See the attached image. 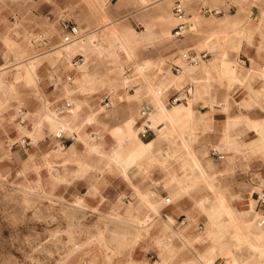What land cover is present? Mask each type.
<instances>
[{
  "label": "rangeland",
  "instance_id": "obj_1",
  "mask_svg": "<svg viewBox=\"0 0 264 264\" xmlns=\"http://www.w3.org/2000/svg\"><path fill=\"white\" fill-rule=\"evenodd\" d=\"M131 1L0 0V264H196V257L201 261L203 253H198L197 245L205 248L212 244L206 237L175 240L177 234L188 238L189 226L173 227L174 232L169 226L165 233L163 225L170 224L159 211L147 227L122 216L125 204L140 201V174L147 175L146 194L158 193L154 191L156 178L148 176L149 171L179 167L177 161L148 163L145 173L132 168L126 177L106 159L88 151L87 145L95 144L88 138L98 133L96 142L104 152L111 149L115 139L129 140L111 129L129 118L136 122L138 105L149 103V95L142 90L144 83L133 74L136 61L153 62L146 77L155 87L190 67L181 58L190 50L207 52L204 62L226 51L245 69L243 51L250 46L263 53L264 43L255 33L251 44L243 42L239 54L235 50L239 41L236 26H224L218 19L242 12L247 25L263 30L264 0H233L231 12L214 17L203 15L200 7L220 6L222 0H178L185 9L182 21L187 23V33L178 41L169 38L170 30L180 21L171 13L175 0H168L165 12L157 9L164 0H151L140 9ZM123 15L128 17L124 23L136 32L145 27L141 17H147L152 35L168 29L167 39L153 38L137 46L134 60L121 58L120 73L111 71L114 64L110 55L91 49L71 57V64L77 61L75 66L63 65L58 56L54 57L69 45L62 44L61 21L78 26L81 39L93 32L94 44L109 46L108 50L115 52L118 39H107L102 33ZM137 24L142 27L137 28ZM31 60L33 70L24 73V64ZM19 61L25 62L17 68ZM172 64L180 66L181 71L173 72ZM83 72L90 82L80 87ZM213 78L202 82L209 89L226 88L225 81L217 75ZM193 82L184 77L179 84L167 85V94L187 83L194 87ZM75 105L79 111L73 131L56 137L45 121V111L63 116ZM87 114L94 115L93 123L81 127V117ZM197 131L198 136L202 134V130ZM204 224L202 217V233ZM165 243L173 248L172 254ZM225 243L229 245V240ZM220 256L221 252L215 258Z\"/></svg>",
  "mask_w": 264,
  "mask_h": 264
},
{
  "label": "crops",
  "instance_id": "obj_2",
  "mask_svg": "<svg viewBox=\"0 0 264 264\" xmlns=\"http://www.w3.org/2000/svg\"><path fill=\"white\" fill-rule=\"evenodd\" d=\"M96 1L102 2L103 0H95V2ZM118 1L110 2L117 3ZM177 1L178 0H175L173 5ZM149 2H151V0H132L131 4L138 6V9H140L149 5ZM167 7L168 0H164L159 3L157 9L161 12H165ZM138 9H135L132 12H135ZM233 9V0H222L220 6H201L200 12L205 16L214 17L223 16L225 12H231ZM207 10L209 12H207ZM105 14L107 15V13ZM239 15L243 18L242 12H239ZM127 18L126 15L119 17L118 20L114 22V25L108 27V29L104 30L102 33V36H105L107 39H118L119 42L115 44V52L108 50L109 46L94 44L96 34L91 32L80 40L83 44L78 47V50L75 49L68 58L70 65L75 66L77 64V61H74L71 64V57L73 55H84L91 49L98 54L106 53L107 55H110L112 63L114 64L111 71L115 73L118 71V73H120L122 66L120 60H134L136 58L137 46L144 44L153 38L167 39L166 34L168 33V29H162L157 36L152 35L151 25L147 21V17H141L142 21L145 22V27L141 32H136L134 29L126 25L124 21ZM253 19L255 20V18ZM224 21V17L218 19L220 24H224ZM181 23L182 28L178 35H176L175 32L178 29L179 22L170 30V40L178 41L187 33L186 21L183 20ZM246 25L247 22L243 21L240 26L244 27ZM138 26L142 27L140 24L136 25L137 28ZM60 31L62 36L61 27ZM261 31L264 32V29H261ZM133 35L138 38L136 43L138 45L124 53V44L127 43V40ZM86 39H88L87 42H85ZM243 42L248 44L246 41H242L241 44H238L239 54L242 51ZM185 43L186 42L184 41L180 45L184 46ZM189 52L197 56L204 53L206 54V57L198 60L196 64H190L182 59L190 67H187L181 75H173L156 87L150 85L146 77V72L149 70L153 62L147 59L136 61L133 67V74H137L138 79L144 83L142 90H145L149 95V103L142 101L138 105V117L136 122H134L132 118H129L125 120L122 125L114 126L111 130H120L121 132H124L126 130H134L140 127L142 131L143 126L148 125L149 128L146 135L149 134L151 140L148 144L149 152L147 155H155L160 159L165 155L169 160V163L173 161L186 162L191 159V154L185 149L186 145L193 151V155L196 159L200 161L205 175L212 180L216 190L224 191L225 193L236 197L231 202L233 207L238 210H246L248 208L249 197L251 196L255 203L254 209L264 214V206L260 205L258 202V197L261 195L259 192L263 189L262 182L264 181V68H262V66H264V52L261 53L256 51L250 46L246 47V50L243 51V57L246 59L242 62L243 64H246L247 61L246 68L244 69L247 72H239L236 68L238 65L234 61L236 56L231 57L226 51V57L219 58L220 66L214 70L208 69V65L212 58H210L208 62H204L207 59V52L196 53L191 50ZM238 53L237 55H239ZM24 62L25 61H19L17 63ZM201 62H204V64H200ZM226 63L232 65V67L230 66L231 70L234 69V75L232 74V77L224 74L222 71L223 68L221 67V64ZM174 66L179 68L176 73L181 71L180 66L172 64L170 69L173 72H175ZM80 67L83 69L84 64ZM216 75L222 81L226 82L225 89H209L208 86L202 82L204 80L206 82L207 80L214 79L213 77ZM86 76V79H88V75L83 72L80 80H84ZM184 77L192 78L195 86L193 87L192 83H187L179 90L170 91L168 95L167 85L175 84L176 81L177 84H179ZM68 79L70 80V78ZM136 102L137 101H134L133 106L136 105ZM161 104L164 105L166 110L173 109L174 115L170 125H167L166 127L160 126L165 134L173 132L175 135H178L181 131V133L189 132L191 133V136L193 134H195V136L189 137L185 139L184 142L179 143L177 138H165L164 135H159L157 129L151 128L149 124H146V116L154 113L157 106ZM106 106L108 107L109 103L106 104ZM143 109H147V112L146 115L142 117L140 112ZM148 122L150 123V121ZM90 124L92 123H89L87 126ZM191 126H194V129H189ZM184 127L188 128L182 130ZM197 130H202V134L198 136ZM151 131L152 133H150ZM89 136L88 141L95 142L96 144L99 137L96 134L94 137H92V134ZM226 140L234 145L229 150L225 144ZM127 142V140L123 141V143ZM179 144L182 146L180 149L181 151H179ZM233 147H238L239 152L233 149ZM232 169H234L233 172H230ZM141 171L145 173L146 170L141 169ZM149 172L150 174H148V176L156 178L155 184L157 189L154 186V191L159 190L158 192H161V195L163 196L168 195V193L164 191L165 187L162 184L167 183L168 187L172 186L174 183V180L170 181L172 178L183 179L189 184L187 190L184 191L180 197L173 199L168 205L163 204L159 208V212L167 218L168 223L170 224L168 226H170L171 230H174V228L177 230L182 226H189L188 238H182L180 234H177L174 239L182 242L185 240L194 241L202 237L205 238L207 219L202 209L208 208L211 200L215 198V195H212V191L202 179H194L195 176H197L195 169H191L188 164L183 163L181 167H175V165H173L165 171L153 169ZM224 172H227L228 174H224ZM139 177V191L143 193L148 192V189L144 190V186L148 183L146 180L147 175L140 174ZM159 178L162 179L160 180ZM254 189L259 190L257 191ZM237 197H239V199ZM203 198H207L204 199L207 201L202 203ZM202 217L205 221L203 233ZM168 240L170 242L171 238H167V241ZM226 240L227 238H224L215 244V248L218 249L219 245L227 244L225 243ZM209 247L210 246L202 248V244L200 243L197 245V251L198 253H202V251ZM196 258V264H202V262L199 261L198 256ZM190 261L192 262V260ZM213 264H222L221 259L217 257Z\"/></svg>",
  "mask_w": 264,
  "mask_h": 264
},
{
  "label": "bare ground",
  "instance_id": "obj_3",
  "mask_svg": "<svg viewBox=\"0 0 264 264\" xmlns=\"http://www.w3.org/2000/svg\"><path fill=\"white\" fill-rule=\"evenodd\" d=\"M224 20V26H236L237 28L236 31L239 36V41L235 46V50L238 49V44H241L242 41H246L248 44H251V39L255 33L260 36L261 44L264 43V32H262L259 27L257 28V26L254 25H246L244 27L240 26L243 19L239 15V12L236 11L233 15L225 16ZM87 41L88 39H86L85 42ZM137 41L138 38L133 35L129 40H127V43L124 44L123 52L126 53L129 50L135 48L138 45L136 44ZM81 44H83L81 41L71 43L68 45V49L59 51L55 56H58L62 60L63 65L70 67L71 65L68 61V58L75 49L78 50V47L81 46ZM211 47L215 48V45H212ZM221 57H226L225 51L219 52L210 60L208 69L214 70L215 68H218L220 66L219 58ZM16 64L18 65H16L17 68H19V64L21 63ZM202 64H204V62ZM230 66L232 67V65L229 63L221 64L223 73L232 77L234 69L231 70ZM236 68L239 72H247L239 66ZM23 70L24 73H31L33 70V61L29 62V64H24ZM134 75L138 79V75ZM86 78L87 76L84 78V80L79 81L81 87L90 82V80ZM121 80L126 82L124 81V78H121ZM175 84H177V81ZM78 109V105H75L73 108L69 110L67 109V114L63 116H57L56 113H53L50 110H44V118L50 131L53 132L56 137L61 136L62 133H71L74 129L73 122L78 116ZM93 116L94 115L87 114L81 117V127L87 126L89 123H93ZM147 116L146 124H149L151 128L157 129L159 135L162 134L165 138H170L172 136L177 138L178 142L181 143L184 142L185 139L195 136V134L191 136V133H181V131L178 135H175L173 132H170V134H165L164 130H162L160 126L166 127L167 125H170L174 115L173 109L166 110L163 104L157 106L156 111ZM148 121H150L151 124ZM39 125H37V127ZM21 129H23V127ZM115 133L119 137L127 136L129 138L128 142L123 143L120 139H115L113 146L108 152L101 150L100 143L92 145L88 144L87 147L90 153L98 154L102 158L106 159L108 163L114 165L123 176L128 177L127 173L132 168L144 169L145 165L148 163L158 162L161 165H166L169 163V160L165 155L162 156L161 159L155 155H147L149 152L148 144L151 140L149 134H143L138 128L134 130H126L124 132L117 130ZM96 135L100 137L98 133ZM225 144L228 150L234 146L233 144L229 143L228 140H226ZM181 148L182 146L179 144V151H181ZM185 149L191 154V159L187 160L186 162L177 161L179 163V167L185 163L188 164L191 169H195L197 176H195L194 179H202V181L205 182L208 188L212 191L213 195H215V198L211 200L208 208L202 209L207 219L205 235L212 241V244L208 249L203 251L200 262H202V264H213L214 260L216 259L215 256L221 252L222 256L219 258L223 264H264V214L254 209V200L251 198V196L249 197L248 208L246 210H238L233 207L231 202L236 197L229 195L224 191H217L212 180L207 175H205L203 166L193 155V151L186 145ZM233 149L239 152L238 147H233ZM98 169H100V167ZM172 180H174V183L170 187L167 186V183L162 184L165 187L164 191L168 193L169 197L161 195V192L151 195L141 193L140 201L137 204H125V206L122 208V216L129 222L140 225L141 227H147L151 225L153 218L158 215L160 206H162L163 203L164 205L166 204V198H168L170 201L171 198L176 199L177 197H180L189 187V184L183 179L172 178L170 181ZM263 191L264 188L259 192V194H262ZM237 198L239 199V197ZM205 201L207 200H202V203ZM163 229L166 230V233L169 229V226L163 225ZM224 238L229 240V245L221 244L219 245L218 249H216L214 243L217 244ZM117 245H120V243ZM164 246L169 254L173 253V248L168 243H165Z\"/></svg>",
  "mask_w": 264,
  "mask_h": 264
},
{
  "label": "built area",
  "instance_id": "obj_4",
  "mask_svg": "<svg viewBox=\"0 0 264 264\" xmlns=\"http://www.w3.org/2000/svg\"><path fill=\"white\" fill-rule=\"evenodd\" d=\"M110 1H118V0H110ZM207 12H209L207 10ZM172 15L174 16L175 19L180 20L179 24H178V29L175 32L176 35L179 34V31L181 30V26H182V19L184 18V8L183 5L180 1H177L173 7H172ZM60 27L62 30V44L66 45V44H70L73 42L78 41L79 39L82 38V35L78 29V27L76 25H72L69 22L66 21H61L60 22ZM206 54H200L199 56L195 55V54H191V52L186 51L183 52L181 55V58L185 61H187L190 64H196L198 62V60L205 58ZM179 68L177 66H174V71L176 72ZM147 109H143L140 112V115L143 117L146 115ZM148 125H144L143 129H142V133L146 134L148 131ZM258 202L260 205L264 206V191L263 193L258 197ZM166 205L170 204V200L168 198H166L165 200Z\"/></svg>",
  "mask_w": 264,
  "mask_h": 264
}]
</instances>
